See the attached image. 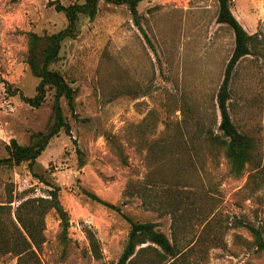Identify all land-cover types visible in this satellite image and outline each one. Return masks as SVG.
<instances>
[{
    "label": "rangeland",
    "instance_id": "1",
    "mask_svg": "<svg viewBox=\"0 0 264 264\" xmlns=\"http://www.w3.org/2000/svg\"><path fill=\"white\" fill-rule=\"evenodd\" d=\"M49 2L83 0H0V160L11 139L26 146L51 123L53 91L38 108L20 98L33 97L38 84L25 63L26 33L50 35L67 25ZM97 9L93 20L80 17L76 36L62 43L51 67L77 91L73 114L62 102L70 135L53 137L32 171L27 164L0 168V205L9 206L12 220L23 200L47 198L50 187L32 174L60 188L67 242L60 243V221L48 211L33 262L116 264L129 224L85 190L132 222L156 224L183 253L173 264H264V252L242 227L253 226L264 239V0H231L235 19L256 35L231 85L232 119L254 146L238 177L198 133L202 126L219 134L217 94L234 49L231 29L216 23L217 0H143L138 23L126 6L100 0ZM8 218L0 217V230L10 237ZM7 248L0 242V264H17ZM133 264H149V256Z\"/></svg>",
    "mask_w": 264,
    "mask_h": 264
},
{
    "label": "trees",
    "instance_id": "2",
    "mask_svg": "<svg viewBox=\"0 0 264 264\" xmlns=\"http://www.w3.org/2000/svg\"><path fill=\"white\" fill-rule=\"evenodd\" d=\"M100 0H83L82 3H73L63 6L58 2H49L48 6L53 7L57 13L64 15L66 27L50 35H38L33 32L26 33L27 53L25 63L30 74L38 80L33 97L20 96L21 100L30 107L38 108L45 101L48 91H53L52 119L45 133L31 134L29 144L24 146L11 139L9 145L5 146L7 157L0 160V168H14L21 164H27L29 171H32L36 160L46 149L49 141L63 131L70 135V127L64 117L62 102H65L68 110L73 114L75 109V98L77 91L72 88L62 74L52 70L51 67L59 59L61 45L64 41L74 38L78 32V21L80 17L93 20L97 14V6ZM103 3L113 6H126L133 20L138 23L137 7L143 0H101ZM218 10L216 23L226 25L234 35V49L224 70L223 80L217 94V105L220 113V123L218 125L219 134L198 126V133L205 136V141L210 144V148H219L226 160L229 173L233 177H238L243 173L245 165L250 163L253 157L252 140L243 133H240L232 119V81L234 80L235 69L238 63L246 56L251 55V45L256 39V35H249L235 19L231 13V0H217ZM142 31V30H141ZM144 35V34H143ZM147 39V37L144 35ZM148 41V40H147ZM10 86L5 84L6 93L10 92ZM182 136V135H181ZM185 147V146H184ZM183 148V147H182ZM79 167L83 166L81 152L76 148ZM120 160L126 163L125 158L120 154ZM37 181L45 183L50 190L47 198H28L19 203L13 212V220L8 218L9 206L0 205V217L10 222L13 233L8 236L4 226L0 232L3 234L0 242L9 245L7 251L17 257V264H35V252L32 247L39 249L42 244L44 229V216L52 210L60 221V243L67 242V229L69 218L59 202L58 193L60 188L45 182L42 175L32 174ZM83 194L92 202H95L109 210H112L122 217L129 224V232L124 249L116 264H133L140 255L149 256V264H162L166 257L175 260L183 257L182 251L177 246L175 240H169L163 233L157 230L154 223H136L124 216L117 205L103 201L91 192L82 190ZM11 201L9 200L8 204ZM178 204V202H175ZM254 239V244L259 252H264V239L259 230L253 226L242 225ZM92 241V240H91ZM91 250L96 259L100 254L96 245L91 242Z\"/></svg>",
    "mask_w": 264,
    "mask_h": 264
}]
</instances>
